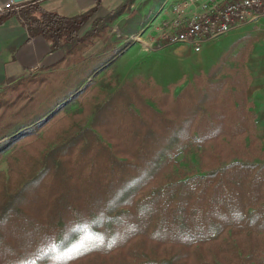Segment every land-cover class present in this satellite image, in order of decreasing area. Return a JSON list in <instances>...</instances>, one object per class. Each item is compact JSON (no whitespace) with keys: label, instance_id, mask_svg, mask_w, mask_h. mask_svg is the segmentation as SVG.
I'll return each mask as SVG.
<instances>
[{"label":"trees","instance_id":"trees-1","mask_svg":"<svg viewBox=\"0 0 264 264\" xmlns=\"http://www.w3.org/2000/svg\"><path fill=\"white\" fill-rule=\"evenodd\" d=\"M97 8L18 10L64 58L0 94V264H264L250 70L221 59L179 93L141 77L104 92L69 69L106 39L100 21L80 35Z\"/></svg>","mask_w":264,"mask_h":264},{"label":"crops","instance_id":"crops-1","mask_svg":"<svg viewBox=\"0 0 264 264\" xmlns=\"http://www.w3.org/2000/svg\"><path fill=\"white\" fill-rule=\"evenodd\" d=\"M8 1L10 0H0V6ZM163 1L23 0L18 3L20 7L29 3H39L46 10L65 17L82 15L98 3L97 10L81 28L80 35H84L92 29L95 21L98 23V21L106 20L103 21L101 28H105L108 37H106L104 42H95L89 49L91 54L82 63L80 62L78 66L75 65L69 68L70 70L78 71L81 78L88 76L89 81H96V77L112 63L114 64L117 59L124 58L126 55L129 56V54L130 56L137 55L142 51L141 47L145 50H151L154 45L156 47L162 46L160 43H155L150 49H147L142 42L135 41L134 45L136 47L132 49L134 45H131L133 41L130 40L143 31ZM109 17H111V20L108 21L107 18ZM1 20L3 21L1 22ZM112 37H114V43L111 42ZM144 37L145 34L142 36V40H144ZM122 47L123 49L114 59L103 66L101 65L104 57L108 58L110 53ZM179 48V51L190 50L185 46ZM63 58V49H51L49 43L41 34H33L28 30L18 10H0V89L3 86L14 84L28 77V75L44 73L46 72L45 69L60 63ZM247 64L253 76L249 89L252 88L254 91L253 101L257 111V130L264 142V47L256 49L253 59ZM88 80L86 79L84 82L86 83ZM126 80L127 78L122 82L124 83ZM261 93H263V96H261Z\"/></svg>","mask_w":264,"mask_h":264},{"label":"rangeland","instance_id":"rangeland-1","mask_svg":"<svg viewBox=\"0 0 264 264\" xmlns=\"http://www.w3.org/2000/svg\"><path fill=\"white\" fill-rule=\"evenodd\" d=\"M102 23L99 22V28ZM104 33L107 34L106 31ZM105 37H108V34ZM134 37L130 40L133 41L131 45H134ZM112 38L111 42L114 43V37ZM134 47L136 45L132 49ZM179 47L181 45L166 42L162 43L161 47L154 45L151 50H145L141 47L142 51L137 55L130 56L129 54V56L126 55V57L114 61V64L112 63L96 77V82L104 92L112 93L123 84L122 81L126 78H134L135 75V77H141L159 84L165 90L172 89L175 93H179L188 82L192 81L195 74L208 72L221 59H224L225 63L229 65L237 66L239 64L247 66L249 69L247 63L253 59L255 50L264 47V17L257 22L244 24L227 34L204 43L201 52L187 51L186 49V51H179ZM132 49L131 51H133ZM5 88L6 86L1 87L0 94ZM248 94L253 100L254 91L252 88L248 89ZM77 107L78 103H73L64 110L66 112ZM54 123L49 122L41 130V135L44 131L50 130ZM8 168V161L5 158L0 163V170L7 172Z\"/></svg>","mask_w":264,"mask_h":264},{"label":"built area","instance_id":"built-area-1","mask_svg":"<svg viewBox=\"0 0 264 264\" xmlns=\"http://www.w3.org/2000/svg\"><path fill=\"white\" fill-rule=\"evenodd\" d=\"M19 5L10 0L0 10H19ZM263 17L264 0H164L134 41L147 49L166 42L201 52L204 43Z\"/></svg>","mask_w":264,"mask_h":264},{"label":"snow or ice","instance_id":"snow-or-ice-1","mask_svg":"<svg viewBox=\"0 0 264 264\" xmlns=\"http://www.w3.org/2000/svg\"><path fill=\"white\" fill-rule=\"evenodd\" d=\"M32 264H40V262H39V260H36V261H33Z\"/></svg>","mask_w":264,"mask_h":264},{"label":"water","instance_id":"water-1","mask_svg":"<svg viewBox=\"0 0 264 264\" xmlns=\"http://www.w3.org/2000/svg\"><path fill=\"white\" fill-rule=\"evenodd\" d=\"M15 2H20V1H23V0H14Z\"/></svg>","mask_w":264,"mask_h":264}]
</instances>
